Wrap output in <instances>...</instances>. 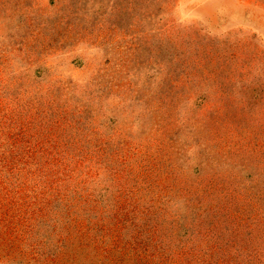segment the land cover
Masks as SVG:
<instances>
[{
  "label": "rangeland",
  "instance_id": "374dc122",
  "mask_svg": "<svg viewBox=\"0 0 264 264\" xmlns=\"http://www.w3.org/2000/svg\"><path fill=\"white\" fill-rule=\"evenodd\" d=\"M0 264H264V0H0Z\"/></svg>",
  "mask_w": 264,
  "mask_h": 264
}]
</instances>
